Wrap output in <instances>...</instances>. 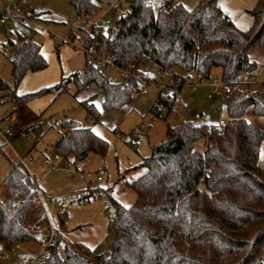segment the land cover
Returning <instances> with one entry per match:
<instances>
[{"label": "trees", "instance_id": "1", "mask_svg": "<svg viewBox=\"0 0 264 264\" xmlns=\"http://www.w3.org/2000/svg\"><path fill=\"white\" fill-rule=\"evenodd\" d=\"M105 1L69 0V4L79 17L97 12ZM247 13L251 23L240 29L222 11L219 0H199L192 9L175 2L157 14L144 0H133L131 13L115 17L107 30L99 27L85 43L95 40L97 50L111 53L119 64L141 66L149 58L173 75L193 74L197 80L212 77V70L219 68V77L234 86L243 72L256 70L249 51L264 48V0H256ZM29 15L38 19L39 13ZM46 67L40 45L30 40L19 45L11 59V83L0 78V103L8 100L19 109L31 99L62 92L69 82L77 90L94 83L107 110L133 99L134 78L110 82L86 57L79 72L16 94L26 72ZM92 97L80 101L84 122H63L53 144L61 159L70 157L74 166L93 154L104 157L108 151V142L92 130L100 121ZM219 100L227 112L222 131L188 119L166 126L164 139L152 144L139 164L144 172L126 184L136 195L128 207L108 189L88 187L82 192L80 200L108 196L113 212L107 216V231L115 236L107 249L95 253L77 242L65 244L60 256L57 245L67 230V217L66 212L58 213L54 243L40 264H264V160L259 158L264 128L245 117L247 110L264 116V81L250 91L234 86ZM149 112L166 120L171 105L160 109L152 104ZM201 140L205 144L199 149ZM0 187L4 192L0 240L9 244L33 240L32 229L41 221L40 208L32 202L33 177L20 163L9 160Z\"/></svg>", "mask_w": 264, "mask_h": 264}, {"label": "rangeland", "instance_id": "2", "mask_svg": "<svg viewBox=\"0 0 264 264\" xmlns=\"http://www.w3.org/2000/svg\"><path fill=\"white\" fill-rule=\"evenodd\" d=\"M17 1L21 3L24 13L33 11L34 13H39V18L34 21L35 24L23 25L15 18L10 17L6 19L5 23L0 24V52L5 53L12 50L19 38H26L41 45L44 49L45 56H42L49 70L54 66H59L57 61L58 54L62 61L63 74H73L82 70L85 60L84 55L82 53L73 54L71 46L67 43H62V40H66L70 36L73 24L77 19L73 8L69 4V0ZM153 1L154 5L165 1L171 3L179 2L185 8L192 9L199 0ZM107 7L108 3L106 1L102 2L99 10L92 14V18L104 15ZM246 10L248 9L243 10V13L247 15ZM112 22L113 19L106 16L102 21L103 29L107 30L112 25ZM9 29H11V34L6 35V31ZM45 33H48L49 36L47 37ZM7 39L12 43L4 45L3 43ZM59 43L62 44L60 48H57L56 46ZM153 72L150 69L148 73L153 74ZM178 73L183 75L181 72ZM189 77L193 81H197L193 74L189 75ZM0 78L9 84L11 83L9 63L1 54ZM34 80H29L28 78L23 80L22 78L16 88V94L23 95L31 92L30 90L39 84L38 81ZM261 81H264V76L257 72L251 83L242 89L250 91ZM208 90V87L203 85L198 86L194 91L182 86L178 91L177 99L174 98L170 102L171 113L164 120L149 112L150 104H154L157 101V91L153 88H150L145 96L133 98L129 103L123 104L116 109L107 110L103 105V94L95 85L90 84L81 90H77L75 83L69 82L60 93L46 94L31 99L26 103L28 110L37 118L34 127L28 130H20L18 127L19 115L13 121L7 119L12 111L17 116L18 109L16 110L12 102L5 100L0 103V128L9 126L11 135H7V138L0 135V182L9 170V160L18 163L22 162L30 175L36 180L44 196L57 195L66 204L67 211L65 215L68 217L66 228L75 231L78 223L81 224L87 220L85 218L88 215L91 216L87 206H85L89 203V200L91 203L90 210L93 207L100 206L106 216L113 212L112 207L108 204L107 195L80 200L82 192L88 187L92 189L99 187L108 189V194L113 198L118 193L122 200H127L131 190L127 188L122 176H125V179L128 176H136V170L140 162L138 159L148 156L151 145L164 139L167 125H177L184 119H188L196 125L203 123L217 125L220 119H227V112L221 106L219 98L208 99L206 97ZM10 94H12V90H10ZM89 96H93L92 102L100 112V121L92 125V130L108 142L106 155L104 157H95L77 166L71 163L68 167L70 170L68 175L61 167L49 170L48 166L42 162V154L50 156L52 153L53 144L63 130L61 127L63 122L70 119L81 123L84 122L85 112L80 101ZM183 107L184 111L182 112ZM164 111L163 114L165 113ZM245 117L255 122L256 118L251 114L250 110L246 111ZM28 122L32 121L29 120ZM127 137L131 140L130 143L127 142ZM136 139H139V141H136ZM204 144V140H201L197 144L198 148L202 149ZM27 154L32 156L33 160L31 163L27 162ZM135 156H137V159L133 164L129 167H123V160L125 162L127 158L133 160ZM101 166H104L106 171L102 181L97 182L94 178L88 180L89 178L82 176L85 171L94 170ZM129 168L133 169L128 171ZM81 170L85 171L81 172ZM0 194L4 197L1 187ZM50 210H53L54 225H58V210L48 208L49 212ZM72 212H74L73 217ZM114 236L115 234L112 231L105 232V235L95 248V253L107 249ZM65 244L72 245L70 241L64 238L61 239L57 245V252L60 256H63ZM29 247L34 248V251L38 249L37 243L30 242V245L28 243L27 245H22L23 249L18 251L15 249L14 244H9L3 240L0 241V264L16 263L18 258L28 252ZM15 255H18V257H15Z\"/></svg>", "mask_w": 264, "mask_h": 264}, {"label": "built area", "instance_id": "3", "mask_svg": "<svg viewBox=\"0 0 264 264\" xmlns=\"http://www.w3.org/2000/svg\"><path fill=\"white\" fill-rule=\"evenodd\" d=\"M144 1L145 5L151 7L154 14L164 12L172 7L171 2L165 1L154 5L153 0ZM107 3V11L100 17L92 18L93 13H85L77 17L70 36L66 40H62V43L69 44L74 54L82 53L88 60L92 61L107 76L110 82H122L129 78H134L136 83L131 93L132 98L145 96L148 94L149 89L153 88L157 91V101L154 104L160 109H166L173 100L175 92L179 91L182 86L188 87L191 91H194L198 86H206L209 89L206 97L208 99H214L230 93L234 86L237 88L246 87L254 79L257 72L264 76V70L245 71L236 84L232 86L218 76L193 81L190 77L173 75L168 69L149 58H144L141 66H136L133 63L119 64L111 53H100L97 50V42L95 40L90 41L88 44L85 43L86 37H92L93 32L102 26V21L106 16L114 19L115 17H121L131 13L133 9V0H108ZM22 9L21 3L17 0H2L0 4V24L5 23L6 19L10 17L15 18L23 25L35 24V19L29 13H24ZM27 41L26 38H22L19 40V43L21 45ZM62 43H59L57 48H60ZM137 69L142 74H139ZM150 69L154 71L153 74L148 73ZM15 117V112H11L7 119L13 121ZM224 124L225 120L220 119L216 125L217 129L222 131ZM0 135L4 138H7V135H11L9 126L0 128ZM32 160V156L27 154V162L31 163ZM42 162L48 166L49 170L61 167L67 175L70 174L68 167L71 162L69 160L63 161L54 149L50 156H42ZM19 163L28 171L22 162ZM82 176L89 178L88 180L94 178L95 181L100 182L104 179L105 172L103 168H98L96 170H87ZM33 180L35 192L32 197V202L41 211L39 217L41 221L36 223L32 229V233L35 236L32 241L37 243L38 249L36 251L28 250L14 264H40L50 254V247L54 243L57 229V225L53 223V210L49 212L48 208L57 209L58 213H65L67 211L65 203L56 196H44L34 177ZM22 244L23 242H17L14 244V247L21 250Z\"/></svg>", "mask_w": 264, "mask_h": 264}, {"label": "crops", "instance_id": "4", "mask_svg": "<svg viewBox=\"0 0 264 264\" xmlns=\"http://www.w3.org/2000/svg\"><path fill=\"white\" fill-rule=\"evenodd\" d=\"M255 2H256V0H219V5H220L222 11L232 21L235 20L234 24L238 28L246 29L249 26V24L251 23V17L248 13H247V15L244 14L243 10L250 9L251 7H253ZM1 3H2V0H0V4ZM31 12H33V11H31ZM246 12H247V10H246ZM38 18H39V16H38ZM33 19L38 20L36 18H33ZM10 34H11V29L6 31V35H10ZM45 35H47V37L49 36L48 33H45ZM20 39H22V38L18 39V41L14 44L12 50L6 51L5 53L0 52V54L9 63L10 74H11V59L13 58V56L15 54V49L20 45V43H19ZM10 43H12V42L9 39H7L4 41L3 44L9 45ZM71 51L73 53V50H71ZM40 52L43 56H45L44 49L41 47V45H40ZM248 57H249L250 61H252L256 64V70L257 71L264 70V48H259V47L253 48L251 51H249ZM57 61L59 63L58 64L59 66L56 65L57 67L54 66L50 70L47 67V68L40 70V71H36V72L28 71L25 73V75L23 76V80L28 78L29 80L35 79L34 81L39 82V84H37V86L32 88L30 91H36L42 87L49 86V85H51L52 82H54V83L58 82L61 76L67 77L70 75V73L63 74L64 72H63L62 65H61L62 61L60 60L59 54H58V60ZM212 74H213V76L219 77L220 69L214 68L212 70ZM260 83H258L253 89H255ZM90 84L95 85L94 83H90ZM90 84H88V85H90ZM96 88H97V86H96ZM1 93L2 92H0V95H1ZM150 105H152V104H150ZM28 109L29 108L27 105L21 107V109L20 108L18 109V113H17L16 117L18 118V115H19L17 125L20 128V130L21 129L24 130L25 128H27V130L31 129L32 127H34V124L37 121V118H35L33 116L32 112ZM16 117H15V119H16ZM29 117H32V118H29ZM254 117L256 118L255 123L259 127L264 128V116H254ZM29 120H31L32 122H28ZM96 134L98 135V133H96ZM127 139L130 140L128 137H127ZM136 141H139V140L136 139ZM262 154H264V139L262 140V142L260 144V151H259V158L261 160H264V158H262ZM42 156H44V154H42ZM95 157H99V155L93 154L87 160L79 162L78 165L82 164V163L84 164V163H86V161H90ZM142 158L143 157L138 159L140 162L138 163V169L136 170V172H137L136 176H128L127 179L124 178L125 176H122L123 178L121 177L122 179H124L125 184H127L128 182L137 178L138 176H140L144 172V168L139 166V164L142 161ZM136 159H137V156H135L133 158V160L130 158H127L126 162H125V160H123V162H124L123 167H126V166L129 167L131 164H133L135 162ZM69 161L71 162L70 157H69ZM99 168H103L105 175H106V171H105L104 166H101ZM133 168H135V167H133ZM133 168H129L128 171L133 169ZM94 170H96V169H94ZM83 171H85V170H81V172H83ZM127 188H129V187H127ZM129 189L131 191L128 194L127 200H125V201L122 200V198L120 197V195L118 193L115 194V197H114L120 204H122L124 206L125 205L129 206L134 201V199L136 197L135 192L131 188H129ZM42 191L44 192V190H42ZM54 196L58 197L57 195H54ZM85 206H87V209L89 210V213L91 214V216L88 215L87 218H85L87 220H85L81 224L78 223L77 226H80V227H77V229L75 231H73L72 229H67L66 231H63L62 233H63V237L65 240L70 241L71 243H77V242L82 243L95 252V248H96L97 244L101 241L102 237L105 235V232H107V216L103 213L102 207H100V206L93 207V209L90 210L89 209L91 206L90 200H89V203ZM73 215H74V212H72V217H73ZM67 221H68V217L66 218V225H67ZM57 227H58V225H57ZM0 241H2V240H0ZM30 242L35 243L34 241L30 240V241L23 242L22 245H27V243H28V245H30ZM28 249L34 250V248H31V247H29ZM16 250L19 251V249H16ZM15 257H18V255H15Z\"/></svg>", "mask_w": 264, "mask_h": 264}, {"label": "snow or ice", "instance_id": "5", "mask_svg": "<svg viewBox=\"0 0 264 264\" xmlns=\"http://www.w3.org/2000/svg\"><path fill=\"white\" fill-rule=\"evenodd\" d=\"M262 158H264V154H262ZM125 207H128V205H125Z\"/></svg>", "mask_w": 264, "mask_h": 264}, {"label": "water", "instance_id": "6", "mask_svg": "<svg viewBox=\"0 0 264 264\" xmlns=\"http://www.w3.org/2000/svg\"><path fill=\"white\" fill-rule=\"evenodd\" d=\"M126 140H128V139L126 138Z\"/></svg>", "mask_w": 264, "mask_h": 264}]
</instances>
